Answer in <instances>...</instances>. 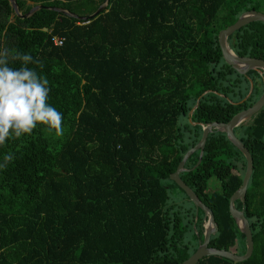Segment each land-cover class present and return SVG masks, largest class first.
<instances>
[{
    "label": "trees",
    "instance_id": "obj_1",
    "mask_svg": "<svg viewBox=\"0 0 264 264\" xmlns=\"http://www.w3.org/2000/svg\"><path fill=\"white\" fill-rule=\"evenodd\" d=\"M104 1L17 0L22 15L44 6L23 17L0 0V50L43 63L28 67L48 79L49 103L64 117L61 134L40 124L0 145V163L14 157L0 170V264L183 262L204 238V211L197 243L187 241L182 212L169 205L171 187L185 191L171 174L201 140L200 123L228 122L264 93V76L240 74L218 38L243 12H264V0H109L87 18ZM229 42L241 56L264 59V22ZM235 132L254 158L246 202L237 200L254 251L238 264H264V108ZM199 156L188 158L181 177L215 215L210 246L245 254L230 198L243 184L246 157L221 131L209 134L195 167ZM213 177L219 187L209 191ZM197 264L234 262L210 255Z\"/></svg>",
    "mask_w": 264,
    "mask_h": 264
},
{
    "label": "water",
    "instance_id": "obj_2",
    "mask_svg": "<svg viewBox=\"0 0 264 264\" xmlns=\"http://www.w3.org/2000/svg\"><path fill=\"white\" fill-rule=\"evenodd\" d=\"M10 1L14 6L16 13L23 17H27L44 7L41 4L35 5L30 10L29 13L22 15L17 0H10ZM108 3L109 0H105L104 3L101 4V6L98 8V10L93 14L89 15L87 18L91 19L99 15L107 8ZM51 8L62 11L69 16L77 17L76 14L70 12L67 9H63L59 7H51ZM255 21L264 22V12L256 9L247 10L239 16V18L235 23L222 29L218 35L220 47L222 49V53L225 61L228 64H230L234 69H236L240 74L246 76H248L251 70H258L264 72V59L252 57V56H241L237 54L235 50L231 47V44L229 42V37L237 30ZM253 88H254V84H253V80H251V89L245 99H247L251 95ZM207 92L208 91L203 93L202 96H204ZM201 97H199L196 106L192 109V112L199 105V101ZM263 108H264V93L252 106L239 111L228 122L212 121L206 124L200 123L203 127V135L201 140L194 147L190 148L186 152L183 159L179 163L177 170L171 174L170 178L174 180L186 192L189 199L194 203L197 211H199L200 209L204 211L205 214L204 219L206 222L204 226L205 227L204 238L200 242L197 250L189 258L178 264H197L201 259L210 255L223 256L231 259L234 262V264H238L239 262L248 259L253 254L254 238H253L251 223L248 217L245 215V210L239 209L237 207V200H242L244 204L246 202L247 189L254 170V158L249 148L245 145V143L235 132V128L245 123V121L253 118ZM214 131L225 132L229 140L244 154L247 160V167L243 179V184L230 198V211L233 217L235 218L236 223L239 226L240 230L246 235L247 251L245 254H237L232 250H226V249L210 246V240L212 235L218 232V224L215 220V215L212 209L200 199V197L193 190V188H191L181 177L182 172L189 170L188 168H186V162L188 158L197 150H200V156L195 167H197L201 163L209 134Z\"/></svg>",
    "mask_w": 264,
    "mask_h": 264
},
{
    "label": "clouds",
    "instance_id": "obj_3",
    "mask_svg": "<svg viewBox=\"0 0 264 264\" xmlns=\"http://www.w3.org/2000/svg\"><path fill=\"white\" fill-rule=\"evenodd\" d=\"M10 59L19 61V68L10 65ZM43 63L30 53L0 50V145L12 138L30 135L38 125L43 124L62 133L63 113L49 103L48 79L35 68ZM14 159L5 155L0 170Z\"/></svg>",
    "mask_w": 264,
    "mask_h": 264
},
{
    "label": "rangeland",
    "instance_id": "obj_4",
    "mask_svg": "<svg viewBox=\"0 0 264 264\" xmlns=\"http://www.w3.org/2000/svg\"><path fill=\"white\" fill-rule=\"evenodd\" d=\"M30 2V1H28ZM261 75L264 76V72L259 71ZM252 118L245 121L243 124H250ZM219 187V181L213 177L210 181L209 191H213L215 188ZM169 205H175L172 213L176 211L182 212L184 223L187 224L186 240L196 242V235H198V230L200 225L197 224V219L199 216V211H197L194 203L189 199V197L181 189L177 187L170 188V200ZM205 217V214H204ZM205 219L203 221V228L205 229Z\"/></svg>",
    "mask_w": 264,
    "mask_h": 264
},
{
    "label": "built area",
    "instance_id": "obj_5",
    "mask_svg": "<svg viewBox=\"0 0 264 264\" xmlns=\"http://www.w3.org/2000/svg\"><path fill=\"white\" fill-rule=\"evenodd\" d=\"M53 41L55 42L56 45H62L64 43V38L54 37Z\"/></svg>",
    "mask_w": 264,
    "mask_h": 264
}]
</instances>
